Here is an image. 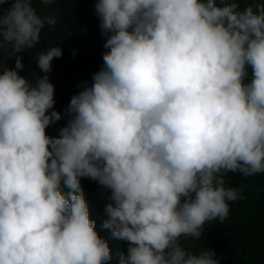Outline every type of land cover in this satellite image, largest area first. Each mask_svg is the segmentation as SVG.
<instances>
[{
  "label": "clouds",
  "instance_id": "9594fccd",
  "mask_svg": "<svg viewBox=\"0 0 264 264\" xmlns=\"http://www.w3.org/2000/svg\"><path fill=\"white\" fill-rule=\"evenodd\" d=\"M33 3L0 0L15 60L0 67V264L111 260L82 179L110 193L102 228L127 242L120 264H219L180 241L245 198L228 173H264V0H95L103 64L64 113L48 75L60 46L37 54L45 75L20 74L18 54L57 23Z\"/></svg>",
  "mask_w": 264,
  "mask_h": 264
},
{
  "label": "trees",
  "instance_id": "16d2710c",
  "mask_svg": "<svg viewBox=\"0 0 264 264\" xmlns=\"http://www.w3.org/2000/svg\"><path fill=\"white\" fill-rule=\"evenodd\" d=\"M33 6L41 16H55L56 25H45L40 43L28 52L19 53L25 64L21 75L35 81L45 75L36 64V56L53 46H60L62 56L52 61L48 74L55 86L56 111L64 113L71 97L80 91L81 81L91 83L92 75L103 64L105 38L100 31V20L95 10V0H53L50 4L34 0ZM11 3L3 5L4 9ZM244 3H241V8ZM75 52V55L73 53ZM9 49L0 50V67H15V60L8 59ZM67 117L47 129L56 136ZM226 187L242 188L244 199L229 203V215L221 222L218 218L203 226L199 240L181 239L190 251L213 249L219 264H264V173L244 177L240 173L225 176ZM81 184L89 205L90 219L96 222L98 235L105 239L111 250V260L106 264H120L121 254L127 255V242L112 237L111 231L102 228L107 219L104 208L110 193L97 182L82 179Z\"/></svg>",
  "mask_w": 264,
  "mask_h": 264
}]
</instances>
